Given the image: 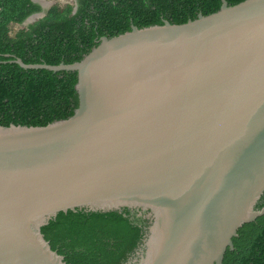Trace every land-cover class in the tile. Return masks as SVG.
<instances>
[{
	"label": "water",
	"instance_id": "obj_1",
	"mask_svg": "<svg viewBox=\"0 0 264 264\" xmlns=\"http://www.w3.org/2000/svg\"><path fill=\"white\" fill-rule=\"evenodd\" d=\"M13 63L78 73L79 107L0 127V264H67L42 228L125 209L144 235L125 264H223L264 216V0L133 26L72 65Z\"/></svg>",
	"mask_w": 264,
	"mask_h": 264
},
{
	"label": "trees",
	"instance_id": "obj_2",
	"mask_svg": "<svg viewBox=\"0 0 264 264\" xmlns=\"http://www.w3.org/2000/svg\"><path fill=\"white\" fill-rule=\"evenodd\" d=\"M245 1L227 0L229 6ZM222 5L223 0H76L46 12L33 0H0V127L45 128L70 119L79 107L78 73L25 70L14 59L27 65H72L102 38L124 35L133 26L183 25L219 12ZM41 13L44 18L12 35V25ZM42 233L67 264H125L144 236L129 209L60 213ZM234 246L223 264H264V216L244 225Z\"/></svg>",
	"mask_w": 264,
	"mask_h": 264
},
{
	"label": "rangeland",
	"instance_id": "obj_3",
	"mask_svg": "<svg viewBox=\"0 0 264 264\" xmlns=\"http://www.w3.org/2000/svg\"><path fill=\"white\" fill-rule=\"evenodd\" d=\"M37 4L41 5L42 8L47 12L49 9H51L53 6L59 5V6H65L67 4H74L76 3V0H35ZM46 15V13H44ZM38 19L36 18L35 21ZM34 23V22H33ZM31 24H27V22L23 25H12L11 26V32L12 35L17 34L21 29H24L28 27Z\"/></svg>",
	"mask_w": 264,
	"mask_h": 264
}]
</instances>
